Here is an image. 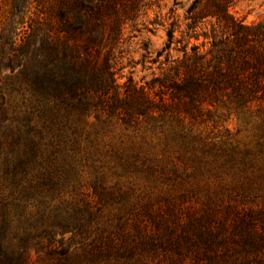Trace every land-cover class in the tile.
I'll use <instances>...</instances> for the list:
<instances>
[{"label": "trees", "instance_id": "1", "mask_svg": "<svg viewBox=\"0 0 264 264\" xmlns=\"http://www.w3.org/2000/svg\"><path fill=\"white\" fill-rule=\"evenodd\" d=\"M151 1L10 0L0 32V264H264L263 199L191 189L127 210L128 192L103 184L116 167L179 185L216 167L250 170L239 187L264 190V19L244 25L228 13L234 0H209L206 53L185 46L150 84L119 85L114 53ZM224 97L254 124L252 146L203 135L206 106ZM90 115L101 125L91 131ZM113 126L129 145L103 143ZM84 169L94 174L93 206L66 198Z\"/></svg>", "mask_w": 264, "mask_h": 264}, {"label": "rangeland", "instance_id": "2", "mask_svg": "<svg viewBox=\"0 0 264 264\" xmlns=\"http://www.w3.org/2000/svg\"><path fill=\"white\" fill-rule=\"evenodd\" d=\"M193 0H152L150 6L144 14L138 19L134 27H127L124 33V41L114 53L112 63L114 79L117 84L123 85L131 81L137 86L150 84L156 77H161L163 70L169 67L170 63L166 61L181 58V51L187 46H196L200 53H206L209 49L208 41L203 35L210 34L214 19L206 17L211 1L203 0L202 4L192 13L187 10ZM10 10V0H0V32L7 23V17ZM228 13L235 20L244 25L256 24L264 19V0H234L228 7ZM173 32V41L169 50H164L167 44V33ZM161 53L160 57L157 54ZM224 97L213 100L211 105L206 108L211 111L212 120L204 132L208 140L232 143L233 145L243 147L244 145L252 146L254 124L246 122L242 116L233 111ZM225 106H224V105ZM84 125L87 130L99 128L101 125L96 123L94 117L84 116ZM112 132L104 136L101 140L103 143L111 142L119 144L123 141L124 145H129L130 139L126 137L127 133L121 127L113 126ZM133 138V137H131ZM139 137L135 138V144H138ZM214 159L212 154L206 157V161L211 162ZM218 163L213 161V168ZM112 172L115 173L112 175ZM105 174L103 184L106 186H118L127 191L123 205L128 210L138 203L151 200H160L167 195H176L191 189L198 190L199 195H211L212 197L228 199V195H235L236 192L241 194L244 203L251 204L256 201L264 200V190L258 189L254 196L247 192V185L239 187L244 177L250 176V170L244 175L238 171H230L224 168L216 173V167L209 173H202L189 179L188 183L184 182L179 185L173 177L170 180L158 178L146 171H137L134 169L123 170L116 167L114 170L104 169ZM94 174L89 169H84L81 173L73 176L66 190V198L79 206L90 203L92 206L96 202L93 194ZM245 184V183H244ZM236 190V191H235ZM239 198V197H237ZM113 204L109 203L103 209V216L109 214L114 209ZM59 235L55 240H59ZM71 238L70 234L63 236L64 242ZM72 249L79 248V245L73 244ZM77 253H80L78 251ZM33 255L32 259L35 260Z\"/></svg>", "mask_w": 264, "mask_h": 264}]
</instances>
